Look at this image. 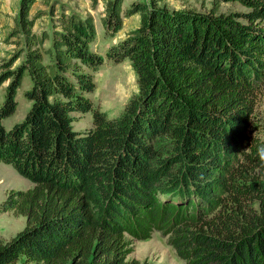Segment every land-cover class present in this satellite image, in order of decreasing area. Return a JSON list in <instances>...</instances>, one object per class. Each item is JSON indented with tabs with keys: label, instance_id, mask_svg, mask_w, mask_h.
I'll list each match as a JSON object with an SVG mask.
<instances>
[{
	"label": "trees",
	"instance_id": "16d2710c",
	"mask_svg": "<svg viewBox=\"0 0 264 264\" xmlns=\"http://www.w3.org/2000/svg\"><path fill=\"white\" fill-rule=\"evenodd\" d=\"M124 1L109 0L102 23L115 36L124 17L141 15L110 52L131 60L139 95L109 118L88 98L96 88L90 71L103 64L92 50L94 19L63 14L39 37L29 19L36 0H21L26 61L1 77L11 83L0 105V162L34 187L11 190L0 204V215L27 219L0 241V264H141L126 260L125 235L142 211L173 233L189 264H264V159L251 134L264 86V0H221L248 9L228 15ZM27 76L32 107L6 129ZM90 112L93 127L75 130L73 115ZM158 137L171 140L164 158ZM245 182L256 185L246 191ZM176 195L182 212L172 209Z\"/></svg>",
	"mask_w": 264,
	"mask_h": 264
},
{
	"label": "rangeland",
	"instance_id": "374dc122",
	"mask_svg": "<svg viewBox=\"0 0 264 264\" xmlns=\"http://www.w3.org/2000/svg\"><path fill=\"white\" fill-rule=\"evenodd\" d=\"M109 0H36L30 10L29 19L34 20L32 32L37 36L44 33L51 34L58 18L72 13L81 17L91 16L94 19L97 39L92 45V50L103 58V64L90 72L96 84L95 90L88 95L94 110L105 113L109 118L121 116L131 99L139 95L137 74L131 60L126 58L120 62L110 57V52L123 40L128 38L131 31L140 27L141 15L124 17L123 28L115 36L105 32L102 18L105 16L106 4ZM149 7L153 0H141ZM157 6L169 11L194 12L201 14L217 15L244 13L248 9L239 2H224L221 0H155ZM21 0H0V105L4 102L11 80L2 81L1 77L7 70H15L26 61V38L20 24ZM131 0H125L123 7L127 8ZM124 16V13H123ZM51 46L50 40L45 42V47ZM24 51V52H23ZM23 52V53H22ZM46 62L49 57H45ZM12 65L10 69L5 64ZM32 88L30 76L25 78L22 89L18 95V110L11 118L4 121L6 129H11L22 122L32 107V102L24 97V93ZM254 114L252 124V137L258 145L264 148V86ZM74 116V129L85 133L93 127V113H76ZM154 148L158 158H164L171 152V140L168 137H158ZM264 181V178H263ZM254 186L256 183H253ZM251 182L242 186L247 190L253 188ZM34 184L21 176L12 166L0 162V204L7 198L11 190H28ZM247 193V192H246ZM162 199V198H160ZM174 212L183 211L184 200L176 195L169 196ZM195 203L203 206L200 198H195ZM178 208V209H177ZM172 211V212H173ZM132 218L127 222L128 232L126 238V260H138L141 264H189L178 256L177 250L172 245L173 233L157 226L158 219H152L148 211ZM27 225L24 216L16 215L13 211L0 215V241L9 242ZM17 264H26L24 258Z\"/></svg>",
	"mask_w": 264,
	"mask_h": 264
},
{
	"label": "clouds",
	"instance_id": "9594fccd",
	"mask_svg": "<svg viewBox=\"0 0 264 264\" xmlns=\"http://www.w3.org/2000/svg\"><path fill=\"white\" fill-rule=\"evenodd\" d=\"M259 154H260V156H261V159H264V148H261V149L259 150Z\"/></svg>",
	"mask_w": 264,
	"mask_h": 264
}]
</instances>
